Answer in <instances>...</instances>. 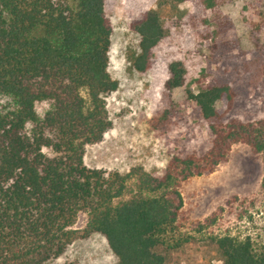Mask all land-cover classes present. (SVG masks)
Masks as SVG:
<instances>
[{"label": "trees", "instance_id": "obj_1", "mask_svg": "<svg viewBox=\"0 0 264 264\" xmlns=\"http://www.w3.org/2000/svg\"><path fill=\"white\" fill-rule=\"evenodd\" d=\"M104 1L0 0V264H46L91 234L105 239L116 264H165L162 252L188 243L170 236L180 183L212 172L236 143L261 153L264 171V117H229L236 92L217 82L187 92L208 125L204 153L172 156L160 176L84 166V148L110 128L104 97L117 87L107 72L112 27ZM129 30L137 38L132 68L145 73L162 38L159 17L140 13ZM169 71L165 88L181 87L184 70L172 63ZM130 178L131 196L114 204ZM79 212L87 215L81 231L72 229ZM212 242L223 264H264L248 237Z\"/></svg>", "mask_w": 264, "mask_h": 264}, {"label": "rangeland", "instance_id": "obj_2", "mask_svg": "<svg viewBox=\"0 0 264 264\" xmlns=\"http://www.w3.org/2000/svg\"><path fill=\"white\" fill-rule=\"evenodd\" d=\"M153 11L162 38L151 68H132L137 38L129 30L132 18ZM104 13L112 27L107 72L117 83L104 97L110 128L101 140L84 148L83 164L106 173L140 168L160 176L172 156L200 155L211 137L187 92L208 83H224L236 92L229 117L256 121L264 117V0H105ZM255 34L257 41L252 39ZM184 70V84L168 90L169 66ZM223 112L225 103L215 104ZM263 155L243 143L233 144L226 159L212 172L180 183L182 197L172 239L188 243L162 252L165 264H223L212 238L224 235L250 239L256 253L264 252ZM135 179L127 180L128 199ZM87 220L79 212L72 229ZM46 264H116L99 234L77 239Z\"/></svg>", "mask_w": 264, "mask_h": 264}]
</instances>
